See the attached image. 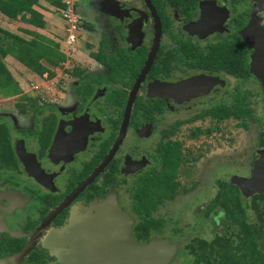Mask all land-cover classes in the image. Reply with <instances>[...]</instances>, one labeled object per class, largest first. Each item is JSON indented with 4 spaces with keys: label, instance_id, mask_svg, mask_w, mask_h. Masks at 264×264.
Here are the masks:
<instances>
[{
    "label": "flooded vegetation",
    "instance_id": "af4514ba",
    "mask_svg": "<svg viewBox=\"0 0 264 264\" xmlns=\"http://www.w3.org/2000/svg\"><path fill=\"white\" fill-rule=\"evenodd\" d=\"M112 3L110 17L87 21V60L55 67L61 75H47L45 94L12 95L17 109L0 117L8 134L0 155V263L75 264L85 243L95 256H109L110 242L122 233L116 200L134 241L160 238L166 222L158 208L176 199L180 185L150 214L137 187L148 176L178 181L181 166L196 161L179 134L210 136L218 131L211 121L225 128L235 121L237 132H248L251 155L219 165L209 192L196 183L182 189L202 191L201 201L190 198L181 207L197 217L181 212L183 225L202 224L211 236L176 237L172 264L192 239L242 241L221 237L230 232L218 196L231 178L253 176L264 153V0ZM151 220L162 221V229L148 233Z\"/></svg>",
    "mask_w": 264,
    "mask_h": 264
},
{
    "label": "trees",
    "instance_id": "16d2710c",
    "mask_svg": "<svg viewBox=\"0 0 264 264\" xmlns=\"http://www.w3.org/2000/svg\"><path fill=\"white\" fill-rule=\"evenodd\" d=\"M49 8L60 13L65 8L64 0H0V95L21 93L18 82L5 63L7 57L13 58L39 77L45 74L52 76V69L66 61L67 57L58 42L27 28L43 29L44 15L50 11ZM1 21L19 23L20 34L2 26ZM81 27L87 29L89 26L83 22ZM7 138L5 128L0 127V155L7 148ZM168 161L172 162L173 157L170 156ZM176 166L177 162L174 160V164L169 165L171 172ZM168 171L165 168L164 173ZM176 178L177 176H148L144 185H138L137 189L143 190L147 198L145 205L148 214L165 200L174 198L180 185ZM237 189L225 182L223 192L218 196L222 200L219 204L224 210V220L228 223L230 232L221 237L240 238L242 241L217 240L208 243L192 239L185 246V255L191 256L194 264H264V196L246 200ZM218 202L212 204V210L219 206ZM162 223L149 221L146 225L148 233L153 229L160 231Z\"/></svg>",
    "mask_w": 264,
    "mask_h": 264
},
{
    "label": "rangeland",
    "instance_id": "374dc122",
    "mask_svg": "<svg viewBox=\"0 0 264 264\" xmlns=\"http://www.w3.org/2000/svg\"><path fill=\"white\" fill-rule=\"evenodd\" d=\"M112 0H79L77 2V12L81 16L84 23H89L93 19L101 21L110 17V12L112 9ZM45 14V24L43 29H37L34 27H27L30 30H34L47 38H50L58 42L61 46V50L65 52L66 46L64 44V31L63 22L61 20L60 14L52 8H49ZM1 25L7 27L15 33H19L21 25L17 22L8 23L6 21H1ZM98 27V26H97ZM79 42L76 46L77 52L72 55H66L67 59L65 62L75 63L76 61L87 60L86 54L88 46L90 45V40L92 34H90L87 29H80ZM94 37V36H93ZM91 48V47H90ZM66 53V52H65ZM5 63L10 69L13 77L18 82L21 89L20 94L34 95V94H45L47 92V86H49V81L47 75L39 77L31 72H29L20 63L11 57L5 59ZM55 76L61 75L60 70L52 69ZM12 96V95H11ZM2 96L0 95V117L3 115H13L17 107L15 106L17 97L14 96ZM263 115H261L262 119ZM261 123V120L258 122ZM212 127L218 128V131L211 133L210 136H205L200 134L198 137L191 139L188 136L186 130H182L179 134L180 139L183 143L188 146L191 151V155H195V163L192 167L189 164L182 165L180 168V176L178 177V182L180 184V191L176 199L172 202H166L163 206L158 208V214L165 217V228L162 230L164 234L158 239H168L172 243H175L176 237L191 236L192 234L201 233L204 238H209L208 229H201L202 224L199 227H185L183 225V214L181 212H189L188 218L197 220V217L192 214L191 207H184V203L190 198H193L192 202L197 203L201 201L202 198L198 199L200 193L204 190L209 192L215 187V183L219 176H216V168L219 165H236L238 161L241 160L240 156L251 155L252 149H250L248 140L250 134L248 132L239 131L234 127L236 125L235 121H229L225 128L224 124L216 123L214 121L210 122ZM253 125L250 123V126ZM221 128L224 131H221ZM252 132L257 130V126L250 128ZM230 168V167H229ZM188 174V176H183ZM192 183H196V191H192L188 194L182 192L184 188H190ZM195 198V199H194ZM117 203V200H116ZM196 205V204H195ZM180 206V208H179ZM181 213V214H180ZM213 233V232H212ZM174 264H191L190 260L186 255L182 253L178 255ZM171 262L170 264H172Z\"/></svg>",
    "mask_w": 264,
    "mask_h": 264
},
{
    "label": "water",
    "instance_id": "95a60500",
    "mask_svg": "<svg viewBox=\"0 0 264 264\" xmlns=\"http://www.w3.org/2000/svg\"><path fill=\"white\" fill-rule=\"evenodd\" d=\"M138 85L139 83L137 82L132 98ZM132 98L129 101V106L133 102ZM252 174L253 176L250 178L233 177L230 179V183L236 185L246 198L255 193H264V153L261 160L255 165ZM91 180L92 178L85 182L83 187ZM116 209L115 228L116 230H121L122 233L119 236L121 238L118 237L113 242H110V248H112L110 249V255L103 258L95 256L92 251L93 244L85 243L83 254L78 257L75 264H170L173 261L178 251L179 243H172L168 239L158 238L148 243H137L131 237V228L125 224V221L130 220V217H127L125 213L122 214L123 216L120 214L122 211H120L117 203ZM120 216L122 217L119 219ZM0 264H12V260L8 259Z\"/></svg>",
    "mask_w": 264,
    "mask_h": 264
},
{
    "label": "built area",
    "instance_id": "2783aa9c",
    "mask_svg": "<svg viewBox=\"0 0 264 264\" xmlns=\"http://www.w3.org/2000/svg\"><path fill=\"white\" fill-rule=\"evenodd\" d=\"M78 0H64L65 8L60 10V17L63 22L65 54L72 55L77 52L78 35L82 28L83 20L77 12Z\"/></svg>",
    "mask_w": 264,
    "mask_h": 264
},
{
    "label": "crops",
    "instance_id": "0c3cea01",
    "mask_svg": "<svg viewBox=\"0 0 264 264\" xmlns=\"http://www.w3.org/2000/svg\"><path fill=\"white\" fill-rule=\"evenodd\" d=\"M76 7H77V4H76ZM44 17H45V15H44ZM44 20H45V18H44Z\"/></svg>",
    "mask_w": 264,
    "mask_h": 264
}]
</instances>
